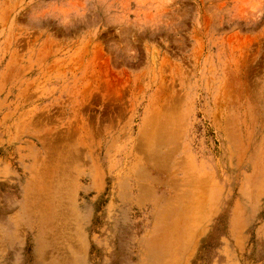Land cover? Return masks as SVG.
<instances>
[{
  "label": "rangeland",
  "instance_id": "374dc122",
  "mask_svg": "<svg viewBox=\"0 0 264 264\" xmlns=\"http://www.w3.org/2000/svg\"><path fill=\"white\" fill-rule=\"evenodd\" d=\"M0 264H264V0H0Z\"/></svg>",
  "mask_w": 264,
  "mask_h": 264
}]
</instances>
